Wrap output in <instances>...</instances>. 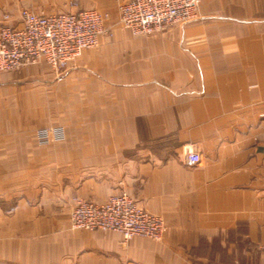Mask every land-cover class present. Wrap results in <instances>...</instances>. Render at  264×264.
Here are the masks:
<instances>
[{
    "label": "crops",
    "instance_id": "1",
    "mask_svg": "<svg viewBox=\"0 0 264 264\" xmlns=\"http://www.w3.org/2000/svg\"><path fill=\"white\" fill-rule=\"evenodd\" d=\"M124 1H81L114 35L61 79L45 60L0 71V263L264 264V0H201L147 35L119 22ZM23 8L72 9L0 0V23ZM51 125L66 138L39 143ZM122 190L163 215L162 240L72 227L76 198Z\"/></svg>",
    "mask_w": 264,
    "mask_h": 264
},
{
    "label": "built area",
    "instance_id": "2",
    "mask_svg": "<svg viewBox=\"0 0 264 264\" xmlns=\"http://www.w3.org/2000/svg\"><path fill=\"white\" fill-rule=\"evenodd\" d=\"M82 0H69L71 10L37 12L23 8L17 23L5 12L0 23V71L16 69L45 60L57 72L58 79L71 60L86 48L100 44L102 35H114L108 12L83 7ZM201 0H126L119 5V22L136 35L168 31L174 24L188 22L198 16ZM41 144L62 141L66 130L51 125L36 130ZM195 150L186 153V163L200 162ZM74 228L113 229L128 241L136 235L162 240L166 222L161 214L139 204L126 190L110 195L103 202L76 198L71 211ZM5 264V263H0Z\"/></svg>",
    "mask_w": 264,
    "mask_h": 264
},
{
    "label": "rangeland",
    "instance_id": "3",
    "mask_svg": "<svg viewBox=\"0 0 264 264\" xmlns=\"http://www.w3.org/2000/svg\"><path fill=\"white\" fill-rule=\"evenodd\" d=\"M163 216V215H162Z\"/></svg>",
    "mask_w": 264,
    "mask_h": 264
}]
</instances>
